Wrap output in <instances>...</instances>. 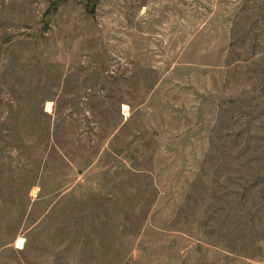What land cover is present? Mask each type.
I'll return each instance as SVG.
<instances>
[{
  "label": "rangeland",
  "instance_id": "obj_1",
  "mask_svg": "<svg viewBox=\"0 0 264 264\" xmlns=\"http://www.w3.org/2000/svg\"><path fill=\"white\" fill-rule=\"evenodd\" d=\"M0 264H264V0H0Z\"/></svg>",
  "mask_w": 264,
  "mask_h": 264
}]
</instances>
